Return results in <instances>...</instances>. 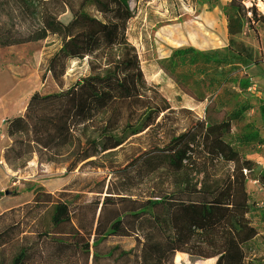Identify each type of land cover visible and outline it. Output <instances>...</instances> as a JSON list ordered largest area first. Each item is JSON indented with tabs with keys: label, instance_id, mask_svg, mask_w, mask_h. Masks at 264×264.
Segmentation results:
<instances>
[{
	"label": "rangeland",
	"instance_id": "rangeland-1",
	"mask_svg": "<svg viewBox=\"0 0 264 264\" xmlns=\"http://www.w3.org/2000/svg\"><path fill=\"white\" fill-rule=\"evenodd\" d=\"M231 3L129 0L133 18L127 41L139 56L147 97L165 101L180 129H186L192 118L204 119L206 107L214 100L221 113L245 102L252 105L243 122L207 127L201 147L205 155L215 158L217 177L230 173L232 209L259 230L257 261L264 264V187L244 167L245 160L255 164L257 173L264 167V146L250 149L230 144L251 130L264 140V23L249 21L252 15L241 16ZM244 4L264 15V0ZM110 8L111 0H0V32L14 39L46 36L0 48V264H9L23 245L44 230V216L51 206L33 203L37 188L55 193L75 177L102 176V184L91 192L101 197L103 210L95 224L90 264H139L143 239L137 222L147 210L163 213L161 204H153L164 196L148 194L150 184L124 194L107 173L98 170L102 165L124 164L158 133L145 136V132L140 140L130 138L122 149L103 153L102 135L120 137L123 131H107L103 113L88 117L90 97L82 82L94 71L89 49L94 37L106 29L103 15ZM189 48L219 53L230 64L217 70L215 65L175 66L176 52ZM61 49L80 57L68 64L63 86L48 71ZM173 199L206 202L212 197ZM77 259L75 249L63 251L42 239L27 263L77 264ZM175 263L223 264V259L179 254Z\"/></svg>",
	"mask_w": 264,
	"mask_h": 264
},
{
	"label": "trees",
	"instance_id": "trees-1",
	"mask_svg": "<svg viewBox=\"0 0 264 264\" xmlns=\"http://www.w3.org/2000/svg\"><path fill=\"white\" fill-rule=\"evenodd\" d=\"M245 1L232 0V9L243 17L250 13L251 22L264 23V15L255 7L247 9ZM132 18L129 0H111V8L103 15L106 29L94 37L89 49L94 71L83 79L82 85L90 97L88 117L103 113L107 131H123L120 137L102 135L103 153L122 149L130 138L140 140L145 132L148 136L149 132L158 131L145 148L124 164L98 167L124 194L150 184L148 194L156 192L164 196L153 204L163 206L161 215L147 210L137 222V231L143 239L139 264H176L179 254L197 259L222 257L223 264H258L259 230L233 211V179L229 172L217 177L215 158L205 155L201 147L207 127L243 122L252 105L245 102L221 113L214 100L206 107L204 119L192 118L186 129L177 127L168 104L156 96L148 98L145 93L139 56L127 41V28ZM45 38L33 34L14 39L0 32V48ZM78 58L61 49L51 60L48 71L58 85L63 86L68 64ZM173 64L203 65L205 68L215 65L217 70L230 62L219 53L205 54L189 48L176 52ZM233 143L250 149L264 146V140L255 130L231 139L230 144ZM12 149L8 148V152ZM244 167L251 178L264 187V167L257 173L255 164L249 160L244 161ZM199 177L200 182L197 181ZM101 184L102 176L87 180L75 177L55 193L34 189L33 203L51 206L44 216V230L35 241L23 245L9 264H28L42 239L63 251L75 249L78 264H90L92 238L102 205L101 197L91 192ZM176 196H209L212 199L186 202L174 200ZM2 197L0 192V200ZM247 210L251 213L254 209L247 206Z\"/></svg>",
	"mask_w": 264,
	"mask_h": 264
},
{
	"label": "bare ground",
	"instance_id": "bare-ground-1",
	"mask_svg": "<svg viewBox=\"0 0 264 264\" xmlns=\"http://www.w3.org/2000/svg\"><path fill=\"white\" fill-rule=\"evenodd\" d=\"M263 6H264V4H263ZM103 209H101V207H100V209H99V212H98V217L101 215V211H102Z\"/></svg>",
	"mask_w": 264,
	"mask_h": 264
},
{
	"label": "crops",
	"instance_id": "crops-1",
	"mask_svg": "<svg viewBox=\"0 0 264 264\" xmlns=\"http://www.w3.org/2000/svg\"><path fill=\"white\" fill-rule=\"evenodd\" d=\"M77 261H78V259H77ZM79 262V261H78ZM139 263H140V260H139ZM78 264V263H77Z\"/></svg>",
	"mask_w": 264,
	"mask_h": 264
}]
</instances>
